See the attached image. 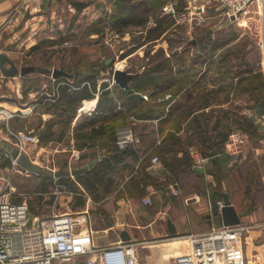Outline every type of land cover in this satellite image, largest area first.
Wrapping results in <instances>:
<instances>
[{
	"label": "rangeland",
	"instance_id": "rangeland-1",
	"mask_svg": "<svg viewBox=\"0 0 264 264\" xmlns=\"http://www.w3.org/2000/svg\"><path fill=\"white\" fill-rule=\"evenodd\" d=\"M72 1L76 0H55L52 2L51 7L44 6L41 3L40 12L38 14H30L29 8L25 9L20 7V2H22L20 0L15 7L8 11L7 20L1 26V50L3 49L10 53L11 60L18 68V73L15 76H5L0 70V139L3 144H10L18 148L20 152L26 153L31 162L44 171L52 173L61 167L67 169L69 167L80 166L82 165L81 163H84L82 162V157H79L75 161L71 159L70 155L73 153L72 151L77 150L71 139L66 138L63 142L61 140L60 142L50 141L48 143H40L45 133V123L50 119H48L46 114L51 113V118L54 117L53 110H47L44 102L47 98L51 100L59 85H66L69 89H77L80 86L77 84L78 80H83L81 78L84 76L93 75L96 82L95 93H97V97H99V93L101 92V85L106 84L104 89L111 90L112 96L119 103L123 99L126 90L112 81L114 69H129L132 72H141L147 69L146 66L148 64L146 65V62L148 59L144 58L147 49H151L150 52L154 53L156 50L162 48L164 57H169L170 50L181 51L186 48L184 52L185 63H193L195 70L199 72L197 76H199V74L206 71L208 64L207 62H202V57L197 47L207 44L208 39L211 42L214 38L230 40L217 53L222 55V57L223 55L227 57L224 63L227 69L231 67L233 69L232 72L235 74L238 67L241 70L247 67L252 68L253 72L251 74L260 72L262 73L261 79L264 80V46L263 38L261 37L262 18L259 12L260 10L258 11L254 7L256 5H253L251 8V13L241 14L238 16L240 19L237 18V21L230 24L224 23L215 26L212 23L208 24L206 22L201 27L191 26V28L187 23L182 25L172 24L167 32L163 33L160 38L154 40L151 45L140 47L136 52L123 58V54H126L132 44L136 42L135 39L140 29L129 28L125 30L123 35H116L106 28L102 35L91 36L88 32L93 30L99 18H104V12H110L113 0H91L93 3L91 2L90 7L79 13L69 4ZM168 3H174L177 9H181L187 4V0H164L163 6ZM161 10L162 7L157 17H160ZM207 15L208 17H215L216 14L213 10L209 9ZM155 24L154 17H150L147 27L154 26ZM7 25H10L14 32L16 31V36L4 43L3 38L7 39V36L10 35L12 37L13 35L7 31H3ZM245 26L249 28L257 26V40L253 39L252 36L242 33ZM59 38L64 39L66 44L51 46L50 42L52 40H59ZM33 44H38V47L31 50V47L34 46ZM217 58L219 60V57H215V59ZM108 59H111V62L106 65L105 62ZM241 59L245 61V65H241ZM195 60L198 63H195ZM217 62L216 64H211V67H216ZM5 66L8 67V64H5ZM28 66H39L50 70L53 68L62 69L69 74L79 72L78 80L76 81L75 78L67 77H60L54 80L50 73L40 74L36 71L29 73L25 77L20 76V69ZM214 68L206 72L204 82L198 91H196L198 94L203 90H207L206 88L212 87V80L217 77ZM226 75L229 74L227 73ZM248 75L249 73H242L244 77ZM86 82L82 81L80 83L81 86L87 84ZM109 83H112L111 87H109ZM188 88L191 89L190 87ZM243 88L241 90L232 88L229 101L219 106L224 109H229L231 113L234 112L236 114L235 120L239 116L248 119L243 112H248L250 108L259 107V96L256 95V92L249 90L248 87ZM151 90L150 88H146L138 93L142 94L143 98L146 96L147 98L144 99L148 100V96L152 94ZM25 91L26 95L23 94ZM260 95L264 97V90ZM44 96L47 98H44ZM167 96L165 97L168 98L169 96ZM181 97L178 98L177 96L175 99L177 101L174 104H186L184 95L183 98ZM94 99L84 101H92ZM84 101H82L81 108L83 107ZM47 102L50 103L51 101ZM199 102L198 100V104ZM190 103H197V99H191L187 102V105ZM206 109L209 110V107H206ZM82 112L80 111V113ZM78 113L79 109L77 110ZM176 116L177 113L172 117L170 124L176 122ZM262 116L259 119L264 121V116ZM78 119H76V122ZM248 120L250 121V119ZM156 121H154L155 123H150L148 121L135 120L130 117L123 125H129L131 127L138 139L136 144L143 147L147 146L151 139L141 137L157 133L158 123ZM168 127L170 125L165 126V129H168ZM237 130H240L245 137L250 136L235 126L231 133ZM40 134L42 135L38 139ZM246 145L245 147L249 148V151H252L248 154L252 171L254 174L257 173V176L264 174V168H261L264 165L263 161L259 159L258 163H256L252 147L249 143H246ZM0 153L1 163L3 162V158H9L11 161L9 166L0 167L4 172L12 174L9 176L10 186L15 190L14 197L17 198V201L27 200L29 207L41 217L51 215L54 204H59V208H61L59 212H70L68 208H65L67 206V203H65L67 200L59 190L56 192L53 191L54 194L48 193L49 190L52 192L53 185L51 186L45 179L46 176L29 173L21 167H18L19 171L16 170L13 172L11 169L13 158L1 145ZM90 158H92L91 155L89 156ZM245 173L246 177H244V182L248 179L247 172ZM181 174L187 179L190 176L189 173ZM254 180L253 175L252 184L245 183L247 189L250 190L251 185H256L254 184ZM258 182L260 183L259 179ZM202 185L201 180L196 181L194 188L198 193H202ZM144 187L145 185L143 186V191L142 187L140 188L142 194H144ZM253 187L257 191L258 189L256 187L259 188V185ZM258 193L256 199L264 203V190H259ZM250 209L247 208V211ZM258 225L252 229L243 231L240 239V243L243 245L246 258L250 264H264V224L261 222ZM163 243L153 242L152 245H161ZM146 247L147 245H143L139 249V264L146 263ZM82 263L83 260L76 262V264Z\"/></svg>",
	"mask_w": 264,
	"mask_h": 264
},
{
	"label": "trees",
	"instance_id": "trees-1",
	"mask_svg": "<svg viewBox=\"0 0 264 264\" xmlns=\"http://www.w3.org/2000/svg\"><path fill=\"white\" fill-rule=\"evenodd\" d=\"M163 3L164 0H113L111 12L108 15L105 13V19L99 18L93 30L88 33L90 35H102L107 28L116 35H123L129 27H138L140 32L135 39L136 42L132 44L126 54H123L122 57L124 58L136 52L140 47L151 45L174 24L171 19L157 17ZM69 4L75 8L77 13L89 5L88 2L80 1H72ZM150 17H154L156 24L147 27ZM228 41L230 40L214 38L209 42L208 39L207 44L197 47L202 62L208 64L206 71L199 74L197 79L195 77L199 72L195 70L193 63H185L184 52L186 48L181 51L170 50L169 57H164L163 49L160 48L154 53L150 52L151 49L146 50L144 58L148 59L146 62V65L148 64L147 69L141 71L139 76L132 81L129 90L125 91L124 97L119 103L112 96L111 90L104 89L106 84L101 85V92L95 109L90 115H82L72 130L74 146L77 150L98 146L100 151L104 153L102 159L90 170L75 176V180L90 195L96 199L99 193H109V190L116 187V182L110 174L119 169L122 171L132 169L128 163H124L122 168L117 166L125 162L127 158L136 159L138 157L137 150L132 146L119 148L114 143L116 129L124 126L126 120L132 117L136 120H157V133L161 137V142L141 162L138 170L139 176L130 178L125 183L124 187L128 192L131 193L130 190H132L137 193L143 185L153 183L145 173V167L149 164L150 158L156 155L163 165L175 175L189 173L201 177L200 174L193 171L192 162L189 156L185 154L190 147L196 146L204 157L209 158L208 173L216 178L217 186L212 189L213 196L217 198L223 196L220 186L221 178L230 159L228 156L222 155V147L233 127H238L256 139L259 136L262 137V134L246 117L239 116L235 120L236 114L234 112L231 113L229 109L219 106L229 101L232 88L241 90L244 89L243 87H248L249 90L255 91L256 95L259 96L258 106L264 113V97L260 95L264 90V80L261 79L262 73L251 74L253 70L248 67L244 70L238 67L235 74L231 67L227 69L224 64L227 57L225 55L222 57L217 53L227 45ZM63 42L65 40L59 38V40H52L50 43L53 46ZM37 47L38 44L32 46V49ZM215 57H219V60ZM241 60V65H245V61ZM194 62L198 63L197 60ZM216 62L217 66L211 67V64H216ZM212 68L217 75L212 80V87L206 88L207 90L198 94L196 91L204 82L206 72ZM227 73L229 75H226ZM242 73H249V75L244 77ZM81 79L83 80L75 79L80 85L77 89H69L66 85H59L51 100L44 96L47 98L44 102L46 109H52L54 117L46 121L45 133L40 143L64 141L66 138L70 140L67 133L76 117L77 110L81 107L82 101L93 99L96 92V82L93 75L84 76ZM82 81H87V84L81 86ZM146 88L152 89V94L148 96V100L128 97L130 93L142 92ZM26 91L23 92L24 95H26ZM166 94L169 95L168 98L165 97ZM181 94L182 98L184 95L186 104H174L177 101L175 100L176 97ZM191 99H197V103L187 105ZM198 100L200 101L199 104ZM197 106L200 107L197 108ZM206 107H209V110H203L190 118L194 111ZM176 113V122L170 124ZM167 125L170 127L165 129ZM180 152H184V156L178 157ZM10 163L9 158H3L0 166L7 167ZM45 179L53 185L54 179L52 177H45ZM57 183L67 187L70 191L78 192V186L71 178L58 179ZM195 183L196 181L194 185ZM215 213H217L216 206Z\"/></svg>",
	"mask_w": 264,
	"mask_h": 264
},
{
	"label": "crops",
	"instance_id": "crops-1",
	"mask_svg": "<svg viewBox=\"0 0 264 264\" xmlns=\"http://www.w3.org/2000/svg\"><path fill=\"white\" fill-rule=\"evenodd\" d=\"M19 1L20 0H3L2 2H0V46L1 26L7 20L6 17L8 11L15 7V5ZM43 1L42 5L51 7L52 2L55 0ZM76 1L89 3V5L85 7L82 11L88 9L92 2L91 0ZM112 7L110 9V12L112 10ZM32 13L33 12H30V14ZM247 27L248 26L244 27L242 33L248 36H252L253 39L257 40V26H254L253 28ZM129 28L139 29L135 26ZM3 31H7L11 35L13 34L12 37L10 35L7 36V39L3 38L4 43L9 41L10 38H14L16 36V31L14 32L10 25H7ZM93 35L97 34H91V36ZM0 52L6 54L11 59L10 53L8 51H4L3 49L1 50L0 47ZM229 59L231 58L229 57ZM197 78L198 76L196 77V79ZM131 84L132 82H130L129 85ZM181 96L182 94L179 95L178 98H180ZM94 98L95 99L92 101H84L83 107L79 108V113L76 114L75 119L71 123V130H69L67 136L70 137V139L73 141V145L74 140L72 137V130L76 124V119H78L82 115H90V113H92V111L96 107L98 100L97 93L94 94ZM88 103L91 104L89 109L86 108ZM203 110L207 109L203 108L194 111L191 114L190 118ZM80 111L83 112L80 113ZM243 113L248 117V119H250L251 123H253L257 130L262 134V137L259 136L258 139L251 136L246 137L245 145L246 143H249L252 147L256 163H258L259 159L264 163V121L259 119L260 116H264V113L261 111L260 107L250 108L248 112L245 111ZM46 115L48 116V119L51 118V113H47ZM140 121H148L150 123H153L156 120ZM141 138H150L151 140L148 142L149 144L147 146L140 147L137 144L133 145L132 147L137 150L138 157L136 159L127 158L125 159V162H122L120 163V165L117 166L118 168H122L124 163H128L131 165L132 169L124 171L119 169L111 173L110 176H112L115 180L116 187L109 190V193L107 194L99 193L96 199L92 195H90L85 190V188L75 180V176L77 175L61 178L73 179L78 186V192H73L65 186H60L57 183V180L61 178L52 177L54 179L52 188L53 190L52 192H50L49 190L48 193L54 194L53 191L56 192L59 190L62 196L67 200L65 202L67 203V206L65 208H68L70 210V212H59L61 210V208H59V204H54L52 212H57L58 214L83 213L86 217V222L83 224V227L90 231L91 240L95 247H105L115 244L117 242H126L123 241L121 238V233L126 232L129 236V240L127 241L139 240V242L142 243L141 246L147 245V247L145 248V264H175L176 257L186 254L188 252L189 242L187 237L189 235L207 232L212 227L224 226L222 224V219L220 215L221 209H219L218 206L219 201L223 202V196L221 198L213 196L212 189L217 186V181L214 175L208 173L209 158L204 157L199 152L196 146H192L185 154L189 156L192 162V168L193 166L203 167V173H199L193 169V171L200 174L201 177H194V175L191 176L192 174H190L189 178L187 179L185 176L183 177L181 173L175 175L163 165L157 155L156 157H158L159 162L152 163V156V158H150L149 164L147 165V167H145V173L153 181V183L149 184L154 185L157 189V192L153 196L151 204L144 205L141 202V199L144 196V194H142L144 185L142 186V191H140L139 194L134 193V191L132 190H130L131 193L128 192L124 186L130 178L139 176L138 170L140 168L141 162L145 159V157L151 154L157 146H159L161 142V137L158 133H154L153 135L143 136ZM225 143L222 147V155L228 156L230 161L228 162L224 175L221 178L220 186L222 188L223 193L228 194V197L233 206L235 207L236 211L242 215L240 218V226L244 228V231H246L247 229H252L261 222L262 224H264V203H261L258 199H256V196L259 194V190H264V174L257 176V173L254 174V172L252 171L250 166L251 161L248 157V154L252 151H249V148H246L244 145L241 152L239 153L228 152ZM78 151L80 152L79 157L83 158L82 162L84 163H81L82 165L80 166H74L71 168L69 167L67 169L64 168L65 170L86 167L89 163L93 161L96 164L99 160L102 159L104 155L103 151H100L98 146L85 148L83 150ZM90 155L92 156V158L89 159ZM177 156H184V152L178 153ZM263 166L264 165H262L261 167L262 169L264 168ZM90 169L91 168L87 169L86 171ZM245 172H247L248 176L246 182H244V177H246ZM253 175L255 178L254 184L256 185H251L249 190L246 188L245 183H251ZM258 179L260 183L258 182ZM197 180H201V182L203 183L202 193H198L194 188V182ZM174 182L178 183L182 190L181 194L178 196H174L169 191V185ZM258 185L259 188L256 187ZM253 186H255L258 190H254ZM16 199L17 198L14 197L13 202L20 203L22 201H17ZM215 206L217 207V213H215ZM247 208L251 209L247 211ZM31 211L34 215H38L32 209ZM168 220L171 221L173 227L175 228L174 233H170L168 230ZM174 240L176 241V245L172 246L174 245L172 243V241ZM153 242L164 243L161 245H152ZM168 242L172 243V245ZM81 260H83L82 264H85L86 256L81 257L78 261ZM139 261L140 257L138 256V264ZM248 263L249 261L247 262V264Z\"/></svg>",
	"mask_w": 264,
	"mask_h": 264
},
{
	"label": "built area",
	"instance_id": "built-area-1",
	"mask_svg": "<svg viewBox=\"0 0 264 264\" xmlns=\"http://www.w3.org/2000/svg\"><path fill=\"white\" fill-rule=\"evenodd\" d=\"M42 1L22 0L20 7L39 13ZM250 5H256L260 10L264 46V0H187L181 9L168 3L162 6L160 17L173 20L174 25L187 23L190 28L201 27L206 22L217 26L237 21ZM209 9L215 17H208ZM137 141L129 125L116 129L115 144L119 148L133 146ZM245 141L246 137L237 130L229 134L225 146L228 152L239 153ZM72 152L71 159H78L80 152ZM151 162L158 163V157H153ZM18 167L13 159L12 171H19ZM10 175L0 167V264H76L83 256H86L85 264H138L141 242L134 240L95 247L90 231L83 227L86 222L83 213L52 212L48 217H41L33 214L27 200L13 202L15 190L10 186ZM169 191L174 196L181 194L176 182L169 185ZM156 192L155 186L146 185L141 202L151 204ZM218 206L221 209L223 202L219 201ZM31 215L32 223L28 224ZM243 231L244 228L237 225L212 227L207 232L191 234L187 237L188 252L176 257L175 264H247L240 243Z\"/></svg>",
	"mask_w": 264,
	"mask_h": 264
},
{
	"label": "water",
	"instance_id": "water-1",
	"mask_svg": "<svg viewBox=\"0 0 264 264\" xmlns=\"http://www.w3.org/2000/svg\"><path fill=\"white\" fill-rule=\"evenodd\" d=\"M3 0H0L2 2ZM233 19V17H232ZM111 62V59L106 60L105 64H109ZM5 64H8V67L5 66ZM0 70L5 76H15L18 73V68L15 65V63L4 53L0 52ZM38 72L40 74H46L50 73L51 77L53 79H59L60 77H67V78H77L79 72H75L74 74H69L65 72L62 69H47L39 66H28V67H22L20 69V76H25L28 73L31 72ZM140 72H131L129 69H114L113 74H112V81L119 85L121 88L124 90H129L130 88V82H132L135 78L139 76ZM130 98H135V99H142L143 95L138 93V92H132L128 95ZM42 134L38 137L40 139ZM0 145L3 146L8 154L16 160L17 164L25 169L29 173L37 174V175H43L46 177H53V178H61V177H69V176H75L78 174H81L85 172L87 169L92 168L95 164V162L89 163L86 167H81V168H73L70 170H65L64 168H59L58 170L54 171L53 173L47 172L42 170L39 166L31 162L29 156L26 153H22L19 151L18 148L10 145V144H3L2 140L0 139ZM193 169L199 173H203L204 169L202 166H193ZM223 206L220 210V215L222 219V224L224 226H237L240 225L241 223V214H239L233 204L231 203L228 194L223 193ZM32 217L28 220V224L32 223ZM167 226L168 230L170 233L175 232V228L173 227L172 223L170 220L167 221ZM121 238L123 241L129 240V236L127 235L126 232L121 233Z\"/></svg>",
	"mask_w": 264,
	"mask_h": 264
},
{
	"label": "bare ground",
	"instance_id": "bare-ground-1",
	"mask_svg": "<svg viewBox=\"0 0 264 264\" xmlns=\"http://www.w3.org/2000/svg\"><path fill=\"white\" fill-rule=\"evenodd\" d=\"M253 6L252 5H250L248 8H247V10L243 13V14H248V12L249 13H251V8H252ZM254 7H256V6H254ZM256 10H258V8L256 7ZM259 11V10H258ZM261 44V43H260ZM89 107H90V104L88 103L87 104V109H89ZM168 243H170V242H168ZM172 243L174 244V245H172ZM172 243H170L172 246H175L176 245V241L174 240V241H172ZM184 246V245H183ZM249 264H250V262H249Z\"/></svg>",
	"mask_w": 264,
	"mask_h": 264
}]
</instances>
